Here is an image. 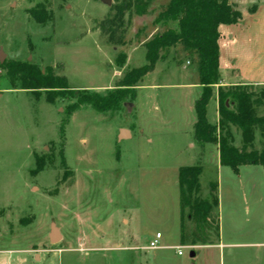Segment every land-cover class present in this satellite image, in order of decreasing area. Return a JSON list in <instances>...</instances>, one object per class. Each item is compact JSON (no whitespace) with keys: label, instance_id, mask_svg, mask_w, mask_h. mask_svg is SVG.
<instances>
[{"label":"rangeland","instance_id":"rangeland-1","mask_svg":"<svg viewBox=\"0 0 264 264\" xmlns=\"http://www.w3.org/2000/svg\"><path fill=\"white\" fill-rule=\"evenodd\" d=\"M129 1L135 5L118 19V6ZM231 1L242 17L219 27L220 63L264 73V0ZM169 2L0 0L6 53L0 62V264H264V166L236 172L220 164L217 143L196 137L194 100L202 87L195 86L196 64L182 46L164 51L136 97L108 111L88 104L72 110L77 98L69 93L22 88L7 66L29 62L65 76L73 88L105 95L129 69L146 63V41L176 25L156 22ZM137 4L145 13H137ZM122 51L127 61L120 67ZM223 77L213 92L238 78L230 69ZM251 91L262 117L264 84ZM213 95L211 120L218 110ZM230 128L232 144L240 147V129ZM249 149H264V128H256ZM186 165L203 167L200 199L211 200L212 183L219 184L207 244L181 242L179 168ZM189 212L190 241L196 222ZM157 231L163 237L152 249Z\"/></svg>","mask_w":264,"mask_h":264},{"label":"trees","instance_id":"trees-1","mask_svg":"<svg viewBox=\"0 0 264 264\" xmlns=\"http://www.w3.org/2000/svg\"><path fill=\"white\" fill-rule=\"evenodd\" d=\"M134 5L133 1H129L118 6V19H121L125 11ZM136 11L138 14H143L145 8L137 4ZM241 17V11L232 4L231 0H170L167 9L158 15L156 22H175L176 25L146 41L144 43L146 63L129 69L115 88L105 95L89 89L73 88L65 76L54 75L29 62L13 61L7 63V66L12 75L22 82V88L34 91L45 89L57 96L69 93L77 98V103L71 107L72 110L79 105L88 104L97 110L108 111L118 109L128 96L136 97L138 83L148 73L155 70L158 61L165 58L163 52L180 45L195 62L199 84L202 86V93L195 102L197 116L195 135L202 142L217 143L220 164L230 166L238 172L242 165L264 166V149L261 151L249 149L254 140L256 128H264V116H258L254 107L255 100H253L251 91L253 84L219 87L218 112L220 118L218 124L209 122L207 106L214 93L213 87L219 84L222 78L219 27L221 24L238 23ZM101 28L104 32L109 30L115 32L112 26L105 27L101 24ZM110 40H113V37H110ZM126 61L127 53L122 51L117 57V64L123 67ZM231 104L232 107H230ZM230 125H236L241 131L243 143L240 147L232 144ZM218 128L219 135L216 133ZM224 131L225 134H223ZM202 172L201 165H186L179 168L181 242L183 245L187 242L195 245L212 241L209 222L212 210L219 206V186L218 183H212L217 194L213 195L211 200H203L195 196L200 190ZM188 207L190 208L188 216L196 222V228L190 241L185 233V213ZM217 228L220 230L219 225Z\"/></svg>","mask_w":264,"mask_h":264},{"label":"crops","instance_id":"crops-1","mask_svg":"<svg viewBox=\"0 0 264 264\" xmlns=\"http://www.w3.org/2000/svg\"><path fill=\"white\" fill-rule=\"evenodd\" d=\"M221 27L226 28L227 25L226 24H222L220 26V28ZM233 67L226 68L225 65H223L222 63H220V69H221V73H222V79H224V77H223V70L224 69H228V70L230 69V70L234 71L235 75H237V77H238L235 82H224V83H222L223 84L222 86H225V85L226 86H228V85H236V84H264V73H260V72L249 73V72H246V71L240 72V70L235 71L233 69ZM195 86L198 87V88H201L202 87L200 84L199 85L197 84ZM201 93H202V91H201ZM201 93H200V95H201ZM213 96L215 97V100H216V110H217L218 109V89H217V91H214V95ZM197 99L194 100V105H195V102H196ZM207 118H208V120H209L210 123L217 124L218 121H219V118H220V115H219L218 110H217V115L215 116V119L211 120L208 117V106H207ZM196 121H197V116H196V120L194 122V125H195ZM126 130H127L128 134H129V136L132 137L133 136L132 132L129 129H126ZM219 158H220V153H219ZM243 166H240V167H243ZM218 186H219V184H218ZM218 189H219V187H218ZM219 204H220V198H219ZM157 232H159V231H157ZM162 237H163V234H162ZM217 245H222V244L219 243ZM202 246H204V245H201L200 247L202 248Z\"/></svg>","mask_w":264,"mask_h":264},{"label":"water","instance_id":"water-1","mask_svg":"<svg viewBox=\"0 0 264 264\" xmlns=\"http://www.w3.org/2000/svg\"><path fill=\"white\" fill-rule=\"evenodd\" d=\"M105 2L108 3V4H111V0H105ZM5 59H6V53L3 51V49H0V62L3 63V62L5 61ZM127 134H128L127 130L124 129V130H123V135H127ZM58 237H59V236H58V234H57V230L54 228V229H53L52 239H53L54 241H56V240L58 239ZM191 256H192V257L195 256V252H194V251L191 252Z\"/></svg>","mask_w":264,"mask_h":264},{"label":"built area","instance_id":"built-area-1","mask_svg":"<svg viewBox=\"0 0 264 264\" xmlns=\"http://www.w3.org/2000/svg\"><path fill=\"white\" fill-rule=\"evenodd\" d=\"M162 239V233L161 232H157L155 237H153L149 243V247L152 249H157L160 246V240ZM181 247H179L178 250V254L182 255L183 251L180 249Z\"/></svg>","mask_w":264,"mask_h":264}]
</instances>
